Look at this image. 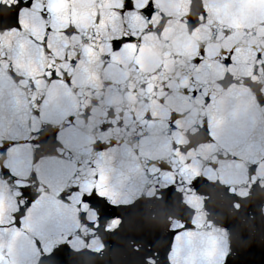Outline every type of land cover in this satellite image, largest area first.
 Wrapping results in <instances>:
<instances>
[{
  "label": "clouds",
  "instance_id": "obj_1",
  "mask_svg": "<svg viewBox=\"0 0 264 264\" xmlns=\"http://www.w3.org/2000/svg\"><path fill=\"white\" fill-rule=\"evenodd\" d=\"M0 3L19 8L0 28V185L13 192L0 231L28 236L26 264L102 257L129 218L170 238L164 261L144 264L209 234L229 264L264 230V0ZM13 154L35 161L15 179ZM116 172L134 177L119 200L93 197ZM37 205L58 208L64 227L45 217L32 232ZM0 264H15L4 245Z\"/></svg>",
  "mask_w": 264,
  "mask_h": 264
},
{
  "label": "water",
  "instance_id": "obj_2",
  "mask_svg": "<svg viewBox=\"0 0 264 264\" xmlns=\"http://www.w3.org/2000/svg\"><path fill=\"white\" fill-rule=\"evenodd\" d=\"M33 0H28L23 4L28 8ZM249 5H253L256 0H247ZM22 3V0H21ZM126 7L131 9V0H126ZM151 8V5H149ZM147 11V9H146ZM19 8L13 5L10 10H5L4 4L0 3V28L16 26V18ZM33 13H20L21 23H27ZM43 15V14H41ZM127 27V23L124 24ZM227 63V61H226ZM55 75V74H53ZM35 161L28 155L13 154L9 161L14 178L27 174ZM52 167H58L55 161L50 162ZM45 167L48 165H44ZM120 172H116L114 183L109 185L106 178L103 182H98L94 187L101 193L102 197L118 201L121 195L119 187L127 181L133 180ZM89 186V190L92 189ZM0 199L12 202L13 192L5 185H0ZM192 207L198 208L199 201L194 197L189 200ZM97 207L103 206V200H94ZM45 217H51L50 228L53 232H59L63 227L60 219V210L55 207L34 206L31 222L32 232H41L45 225L42 223ZM202 222V217L200 218ZM159 241V243H158ZM169 237L161 240V234L156 230L145 228L140 221L135 218L126 220L122 229L117 230L108 236L107 251L102 257L88 256L77 258L74 264H144L147 256L159 253V261H164L165 253L168 252ZM222 238L212 236L191 237L184 243H174L171 246V253L168 257L169 264H218L225 255V250L221 247ZM0 245L11 249L15 264H26L32 255L31 244L28 236L5 235L0 231ZM188 245H191L189 248ZM137 246H139L137 250ZM235 255L230 257L229 264H264V230L257 228L251 234H246L243 240L234 247ZM59 256V254H57Z\"/></svg>",
  "mask_w": 264,
  "mask_h": 264
},
{
  "label": "snow or ice",
  "instance_id": "obj_3",
  "mask_svg": "<svg viewBox=\"0 0 264 264\" xmlns=\"http://www.w3.org/2000/svg\"><path fill=\"white\" fill-rule=\"evenodd\" d=\"M147 11L150 13V12H151V8L149 7V8L147 9ZM13 179H15V178L13 177ZM103 180H104V177L101 176V177L99 178V182L102 183ZM21 192L24 193V194H26L25 190H23V189H21ZM92 195H93V197H102L101 193H100L96 188H94V189L92 190Z\"/></svg>",
  "mask_w": 264,
  "mask_h": 264
}]
</instances>
